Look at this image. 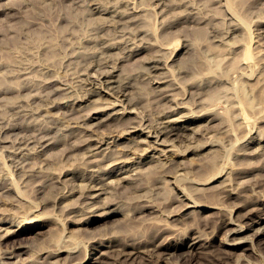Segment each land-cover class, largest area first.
<instances>
[{
    "label": "rangeland",
    "instance_id": "1",
    "mask_svg": "<svg viewBox=\"0 0 264 264\" xmlns=\"http://www.w3.org/2000/svg\"><path fill=\"white\" fill-rule=\"evenodd\" d=\"M139 175L135 192L120 179ZM191 198L212 206L180 212ZM115 248L124 264H264V0H0V264Z\"/></svg>",
    "mask_w": 264,
    "mask_h": 264
},
{
    "label": "bare ground",
    "instance_id": "2",
    "mask_svg": "<svg viewBox=\"0 0 264 264\" xmlns=\"http://www.w3.org/2000/svg\"><path fill=\"white\" fill-rule=\"evenodd\" d=\"M117 26H120V25H117ZM168 26H170V25H168ZM168 26H167V28H168ZM170 28H171V27H170ZM175 39H176V38H174L173 43L176 42ZM178 40H179V39H178ZM174 41H175V42H174ZM168 43H169V42H168ZM171 43H172V40H171ZM178 44H179V41H178ZM178 44H176L175 46H177ZM172 45H173V44H171V46H170V43H169V47L172 48ZM167 46H168V45H167ZM175 46H174V47H175ZM177 48H178V47H177ZM175 49H176V48H175ZM247 53H248V51L245 52V55H244V58H245V59H247V57H248V56H247V55H248ZM87 58H88V57H87ZM122 59H123V58H122ZM119 60H120V59H119ZM153 60H154V59H153ZM147 61H148V60H147ZM149 61H152V60H149ZM149 61H148V63H150ZM156 61H157V60H156ZM157 62H158V61H157ZM144 63H146V62H144ZM153 64H155V63H153ZM150 66H151V65H150ZM152 66H154V65H152ZM148 67H149V66H148ZM155 67H157V66H155ZM149 69H150V68H149ZM150 72H151V71H150ZM104 73H105V72H104ZM102 74H103V73H102ZM106 75H107V74L105 73V77H107ZM108 75H109V74H108ZM100 76H101V74H100ZM103 76H104V75H103ZM110 76H111V75H110ZM108 77H109V76H108ZM112 77H113V76H112ZM109 78H110V77H109ZM106 80H107V79H106ZM95 81H96V80H95ZM107 81H109V82H105V84H107V85L109 86L110 80H107ZM111 81H112V80H111ZM100 82H101V80H100ZM98 83H99V82H98ZM112 83H113V82H112ZM112 83H111V84H112ZM95 84H97V83H95ZM101 84H102V82H101ZM120 84H122V83H120ZM90 85H91V84H90ZM176 85H177V84H176ZM93 86H95V85H93ZM125 86H126V85H125ZM89 87H90V86H89ZM89 87H88V88H89ZM96 87H98V86H95L94 88H96ZM100 87H101V86H100ZM106 87H107V86H106ZM110 87H111V86H109L108 89H109ZM115 87H118V86H115ZM119 87H120V86H119ZM173 87H174V85H173ZM173 87H172V88H173ZM88 88H87V89H88ZM111 88H112V87H111ZM120 88H121V87H120ZM172 88H171V91H172ZM96 89H97V88H96ZM106 89H107V88H106ZM91 90H92V89H91ZM119 90H122V89H119ZM113 91H114V89H113ZM164 91H165V90H164ZM164 91H163V93H165ZM167 91H168V89H167ZM93 92H95V91L93 90ZM107 92H108V91H107ZM109 92H111V91H109ZM117 92H118V91H117ZM119 92H120V91H119ZM169 92H170V91H169ZM87 93H88V92H87ZM90 93H91V92H90ZM114 93H115V92H114ZM88 94H89V93H88ZM91 94H92V93H91ZM112 94H113V93H112ZM116 94H117V93H116ZM161 94H162V93H161ZM166 94H167V93H166ZM84 95H85V94H84ZM84 95H83V96H84ZM92 95H94V93H93ZM120 95H121V94H120ZM122 95H124V94H122ZM158 95H159V94H158ZM163 95H164V94H163ZM163 95H162L161 97H163ZM167 95H168V94H167ZM169 95H171V94H169ZM86 96H88V95H86ZM86 96H85V97H86ZM89 96H91V95H89ZM89 96H88V97H89ZM111 96H112V95H111ZM85 97H84V98L81 97V98H82V99H85ZM121 97H122V96H121ZM121 97H120V98H121ZM166 97H167V96H165V99H167ZM79 98H80V97H79ZM77 99H78V98H77ZM115 99H116V98H115ZM162 99H163V98H161V100H162ZM75 100H76V99H75ZM75 100H74V101H75ZM79 100H80V99H79ZM117 100H118V98H117ZM81 101H82V100H81ZM118 101H120V99H119ZM165 101H166V100H165ZM120 102H121V101H120ZM160 104H163V103L160 102ZM118 105H120V104H118ZM164 105H166V102L164 103ZM55 106H57V105H55ZM120 106H121V105H120ZM123 106H124V105H123ZM123 106H122V107H123ZM168 107H169V106H168ZM182 107H184V106H182ZM182 107H181V108H182ZM123 108L126 109V107H123ZM187 109H188V108H187ZM172 110H173V109L171 108V112H172ZM165 111H166V110H165ZM169 111H170V110H169ZM169 111L167 110V111H166V114H167V112H169ZM177 111H178V109H177ZM159 112H161V111H159ZM173 112H176V111H173ZM124 113H126V112H124ZM190 114H192V113H190ZM108 115H109V114H108ZM167 115H168V114H167ZM173 115H174V113H173ZM191 116H192V115H191ZM208 116H209V114H208ZM189 117H190V116H189ZM160 118H162V117H160ZM167 118H168V117H167ZM192 118H194V117H192ZM200 118H201V117H200ZM245 118H246V116H245ZM247 119H248V118H247ZM194 120H195V119H194ZM242 120H243V118H242ZM74 121H75V120H74ZM77 121H78V120H77ZM77 121H76V122H77ZM79 121H80V120H79ZM70 122H71V120H70ZM121 122L123 123V121H121ZM242 122H243V121H242ZM138 123H139V122H138ZM129 124H130V123H129ZM133 124H134V123H133ZM140 124H141V122H140ZM140 124H139V126H140ZM240 124H241V123H240ZM69 125H71V124H69ZM74 125L76 126V124H74ZM77 125H78V124H77ZM125 125H126V124H125ZM137 125H138V124H137ZM141 125H143V124H141ZM71 126H72V125H71ZM71 126H69V127H71ZM130 126H131V125H130ZM130 126L128 125V127H130ZM139 126H138V127H139ZM155 126H156V125H155ZM157 126H159V125L157 124ZM160 126H161V125H160ZM162 126H163V125H162ZM124 127H125V126H124ZM135 127L137 128V126H135ZM164 127H165V125L163 126V128H164ZM131 128H132V127H131ZM133 128H134V127H133ZM133 128H132V129H133ZM141 128H144V127H141ZM141 128H140V129H141ZM157 128H158V127H157ZM163 128H162V129H163ZM123 129H127V126H126L125 128H123ZM129 129H130V128H129ZM149 129H150L149 131L151 132L152 127L149 128ZM165 129H166V127H165ZM172 129H173V126H172ZM172 129L170 130V128H169V130L167 129L168 131H160V130H159V131H160V134H161V133H166V132H170V133H171ZM176 129H177V128H176ZM113 130H115V129H113ZM116 130H118V129H116ZM141 130H142V129H141ZM141 130H140V131H141ZM133 131H134V130H133ZM159 131H158V132H159ZM122 132H123V131H122ZM124 132H125V130H124ZM124 132H123V133H124ZM154 132H155V131H154ZM248 132H249V131H248ZM126 133H127V132H126ZM134 133H135V132H134ZM170 133H168V134H170ZM173 133H174V132H173ZM173 133H172V134H173ZM154 134H155V133H154ZM158 134H159V133H158ZM72 135H73V134H72ZM147 135H149V133H147ZM170 136H171V134H170ZM155 137H156V139H157L158 135L156 134ZM86 140H87V139H85V141H86ZM89 140H90V142H92L91 139H89ZM157 140H158V139H157ZM93 141H94V140H93ZM43 142H44V141H43ZM80 142H81V141H80ZM86 142H87V141H86ZM97 142H98V141H97ZM156 142H157V141H156ZM44 143H45V142H44ZM46 143H47V142H46ZM82 143H85V142L82 141ZM98 143H99V142H98ZM102 143H103V142H102ZM104 143H105V142H104ZM104 143H103V144H104ZM164 143H165V141H164L163 143H161V144H164ZM80 144H81V143H80ZM88 144H90V143H88ZM100 144H101V143H100ZM164 145H165V144H164ZM42 146H43V145H42ZM76 146H77V145H76ZM76 146H75V147H76ZM85 146H86V145H85ZM97 146H99V145H97ZM78 147H79V146H78ZM78 147H77V148H78ZM81 147H82V145H81ZM99 147H100V146H99ZM89 148H90L89 146H88V148H86L87 151H88ZM95 148H96V146H95ZM147 148H148V146H147ZM86 149H85V150H86ZM93 149H94V148H93ZM96 149H97V148H96ZM240 149H241V148H240ZM240 149H239V150H240ZM79 150H80V149H79ZM82 150H84V149H82ZM85 150H84V152L87 153ZM89 150H92V148L89 149ZM239 150H238V151H239ZM153 151H154V150H153ZM155 151H156V150H155ZM241 151H242V150H241ZM88 152H89V151H88ZM94 152H95V151H94ZM160 152H161V151H160ZM239 152H240V151H239ZM89 153H90V152H89ZM91 153H92V155H93V152H91ZM91 153H90V155H91ZM160 154H163V153H160ZM87 155H89V154H87ZM87 155H86V156H87ZM240 155H241V154H240ZM104 156H105V155H104ZM66 157H67V156H66ZM107 157H108V156H107ZM120 157H121V156H120ZM120 157H119V158H120ZM67 158H68V157H67ZM86 158H87V157H86ZM109 158H110V157H109ZM88 159H89V158H88ZM101 159H102V158H101ZM111 159H112V158H111ZM111 159H109V160H111ZM115 159H117V157H116ZM106 160H107V159H106ZM106 160H105V161H106ZM113 160H114V159H113ZM117 160H120V159H117ZM117 160H116L115 162H117ZM150 160H151V158H150ZM95 161H96V160H95ZM98 161H99V160H98ZM123 161H124V160H123ZM123 161L120 160L121 163H122ZM86 162H87V161H86ZM87 163H88V162H87ZM89 163H90V162H89ZM89 163H88V164H89ZM103 163H105V162H103ZM106 163H107V162H106ZM110 163H111V162H110ZM110 163H109V165H110ZM117 163H118V165H119V161H118ZM117 163H116V164H117ZM142 163H143V162H142ZM88 164H86L85 167L89 169V167H87ZM94 164H95V163H94ZM98 164H99V163H98ZM100 164H102V163L100 162ZM124 164H125V163H124ZM127 164H128V163H127ZM96 165H97V164H96ZM96 165H95V166H96ZM111 165H112V164H111ZM111 165H110V166H111ZM122 165H123V164H122ZM122 165H121V166H122ZM149 165H150V164H149ZM155 165H157V163H155ZM90 166H91V164H90ZM93 166H94V165H93ZM115 166H116V165H114V167H115ZM144 166H145V165H144ZM152 166H153V164H152ZM98 167H99V166H98ZM112 167H113V166H112ZM138 167H139V166H138ZM147 167H148V166H147ZM156 167H157V166H156ZM92 168H93V167H92ZM102 168H103V167H102ZM102 168H99L100 171H102V170H101ZM130 168H131V167H130ZM136 168H137V167H136ZM140 168H141V167H140ZM140 168H139L138 170L140 171L139 173H141V174H140L141 177H143V176L146 175V173L148 172V171H146L147 169H148V170L150 169V170H149V173H147L148 176H149L150 173H153V172L155 173L157 170L160 171V169H163V171H165L164 169H166V168H164L163 166H161V167L158 166V167H157L158 169L155 168V167H152V168H144V170H143L144 172H143V171H142V172H143V173L146 172V173H145V175L142 176V172H141ZM167 168L170 169V167H167ZM171 168H172V167H171ZM237 168H238V167H237ZM237 168H236V169H237ZM105 169L107 170V167L104 168V170H105ZM109 169H110V168H109ZM109 169H108V170H109ZM120 169H121V168H120ZM133 169H134V168H133ZM133 169H132V170H133ZM145 169H146V170H145ZM177 169H178V168H177ZM89 170H90V169H89ZM104 170H103V171H104ZM134 170L136 171V169H134ZM83 171H84V170H83ZM83 171H82V172H83ZM114 171H115V170H113L112 172H110V173H112V174L109 173L108 176H110V175L112 176V175L114 174V173H113ZM126 171H127V170H126ZM159 171H157V172L159 173ZM161 171H162V170H161ZM161 171H160V172H161ZM82 172H81V175L83 174ZM86 172H87V171H86ZM86 172H85V173H86ZM89 172H90V171H89ZM129 172H130V169H129ZM157 172H156V173H157ZM166 172H167V169H166ZM168 172H170V173H167V174H170L171 176H173L172 174H174V173L171 174V171H169V170H168ZM79 173H80V172H79ZM85 173H84V174H85ZM87 173H88V172H87ZM92 173H93V172H92ZM122 173H123V172H122ZM135 173H136V172H135ZM135 173H133V174H135ZM137 173H138V171H137ZM154 173H153V174H154ZM164 173H165V172H164ZM164 173H162V174H164ZM107 174H108V173H107ZM167 174H166V175H167ZM40 175H41V174H40ZM40 175H39V177H40ZM81 175H80V176H81ZM95 175H96V174H95ZM130 175H131V174H130ZM137 175H138V174H137ZM140 175H139L138 177L133 176L132 178H126V179H125V177H124V178H120V179H122L121 181H123V180L128 181L127 183H129V182H133V183H129V184H131V186H133V188H131V187L129 188V186H128V187L126 186V187H127V189H131L130 192L132 191V189H133V191L135 192V191H137V188H138L139 190L142 188V187L139 188V186H143V180H142V178H140ZM150 175H151V174H150ZM154 175H155V174H154ZM154 175H153V176H154ZM157 175H158V174H157ZM170 175H169V176H170ZM217 175H218V174H217ZM77 176H78V175H77ZM83 176H85V175H83ZM98 176L100 177V175H98ZM105 176L108 177L107 175H105ZM127 176H129V174H128ZM127 176H126V177H127ZM161 176H162V175H161ZM73 177H74V176H73ZM81 177H82V176H81ZM85 177H86V176H85ZM115 177H116V176H115ZM117 177H118V176H117ZM176 177H177V176H176ZM176 177H175V178L173 177V178H174V179H177ZM78 178H79V176H78ZM90 178H91V177H90ZM96 178H97V177H96ZM113 178H114V177H113ZM143 178H145V177H143ZM75 179H77V178H75ZM75 179H74V180H75ZM81 179H82V178H81ZM83 179H84V177H83ZM83 179H82V181H84L86 178H85L84 180H83ZM88 179H89V178H88ZM105 179H107V178H105ZM129 179H131V180H129ZM140 179H141V181H140ZM174 179H173V180H174ZM90 180H91V179H90ZM95 180H96V179H95ZM100 180H101V179H100ZM102 180H103V178H102ZM72 181H73V179H72ZM87 181H88V180H87ZM106 181H107V180H106ZM116 181H117V180H115V182H116ZM126 181H125V182H126ZM135 181H136V182H135ZM138 181H140L142 184L139 185V183H137ZM177 181H179V180H177ZM55 182H56V181H55ZM90 182H91V181H90ZM92 182H93V181H92ZM94 182H95V181H94ZM125 182H124V183H125ZM96 183H97V181H96ZM103 183H104V182H102V184H103ZM122 183H123V182H122ZM52 184H53V183H52ZM54 184H55V183H54ZM90 184H91V183H90ZM93 184H94V183H93ZM99 184H100V182H99ZM104 184L107 185V183H104ZM111 184H112V182H110V185H111ZM113 184L116 185L117 183H113ZM113 184L111 185L112 187H109V188H112V189H113V188H114ZM118 184H120V182H119ZM118 184H117V187L120 188V186H119ZM61 185H62V184H61ZM72 185H74V184H72ZM82 185H83V184H82ZM82 185H81V186H82ZM88 185H89V183H88ZM97 185H98V184H97ZM97 185H96V186H97ZM106 185H105V186H106ZM120 185H121V184H120ZM53 186H56V185H52V186L50 185L49 188H51V187H53ZM63 186L65 187L66 185H63ZM63 186H62V187H63ZM81 186H79V188H78L79 191H80L79 193H81V191H82ZM83 186H84V185H83ZM83 186H82V187H83ZM85 186H86V188L88 189V186H87L86 184H85ZM99 186H100V185H99ZM153 186H154V185H153ZM153 186H152V187H153ZM5 187H6V186H5ZM67 187H69V186H67ZM67 187H65V188H67ZM91 187H94V185L92 186V184H91ZM103 187H104V185H103ZM115 187H116V186H115ZM117 187H116V188H117ZM152 187L150 188V190L152 189ZM225 187H227V186H224L223 188H225ZM6 188H7V187H6ZM6 188H5V189H6ZM56 188H58V187H56ZM73 188H74V187L72 186V189H73ZM84 188H85V187H84ZM123 188H124V187H123ZM60 189H61V187H60ZM60 189H58V190L60 191ZM101 189H102V186H101ZM101 189L99 188V190H101ZM105 189H107V187H106ZM105 189H104V190H105ZM154 189H157V187H155ZM51 190L53 191L54 189L51 188ZM61 190H62V189H61ZM92 190H93V189H92ZM92 190L90 189V191H92ZM120 190H121V189H120ZM120 190L117 188V191H120ZM227 190H228V189H227ZM71 191H72V190H71ZM73 191H74V190H73ZM86 191H87V190H86ZM117 191H116V192H117ZM151 191H152V190H151ZM225 191H226V190H225ZM225 191H224V192H225ZM228 191H229V190H228ZM50 192H51V191H50ZM54 192H56V189H55V191H53V193H54ZM66 192H68V190H67ZM82 192H83V191H82ZM88 192H89V190H88ZM88 192H87V194H88ZM104 192H105V191H104ZM104 192L102 191L103 194H104ZM107 192H108V191H107ZM107 192H106V193H107ZM116 192H114L115 195H116ZM222 192H223V191H222ZM58 193H59V192H58ZM58 193L56 192V194H58ZM63 193H64V191H63ZM89 193H90V192H89ZM109 193H110V192H109ZM136 194H137V192H136L135 194H133V195H135V197L140 196V194H139V195H138V194L136 195ZM141 194H142V193H141ZM221 194H222V193H221ZM226 194H227V191H226ZM53 195H54V194H53ZM80 195H81V194H80ZM83 195H84V194H83ZM85 195H86V193H85ZM90 195H91V194H90ZM90 195H88V196H90ZM95 195H96V194H95ZM95 195H94V196H95ZM98 195H100V194H98ZM98 195H97L96 197H98ZM133 195H132V198L135 199V200H136V199L138 200V199L140 198V197L135 198ZM149 195H152V194H149ZM149 195H147V197H148ZM153 195H154V194H153ZM217 195H218V194H217ZM227 195H228V194H227ZM56 196H57V195H56ZM60 196H61V195H60ZM63 196H64V195H63ZM94 196H92V197H94ZM54 197H55V196H54ZM61 197H62V196H61ZM80 197H81V196H80ZM82 197H84V196H82ZM82 197H81V198H82ZM96 197H95V198H96ZM176 197H178V196H175V198H176ZM222 197H223V196H222ZM59 198H60V197H59ZM81 198H80V199H81ZM88 198H89V197H88ZM90 198H91V197H90ZM151 198H153V196H151ZM172 198H173V197H172ZM172 198H171L170 200H174V199H172ZM192 198H193V197H192ZM192 198H191V199H192ZM214 198H215V197H214ZM223 198H224V197H223ZM85 199H86V198H85ZM130 199H131V198H130ZM141 199H143L142 196H141ZM141 199H139L140 202H141ZM144 199H145V198H144ZM144 199H143V200H144ZM149 199H150V198H148V200L145 199L144 201H146V200L149 201ZM178 199H179V198H178ZM178 199H176V200H178ZM191 199H190V200H191ZM196 199H197V198L192 199L191 201L189 200L190 203H186V204H184L185 207H183V209L180 210V209L178 208L177 210H178V211L180 210V212H181V211L184 210V208H190V207H192V208L194 209V208L199 207V206H206V207L209 206V207L211 208V206H212L211 204H210L211 206L209 205V203H208V205H206L207 203L202 204V203L198 202ZM217 199H218V198H217ZM92 200H93V199H92ZM151 200L154 202L153 199H151ZM151 200H150V202H151ZM170 200H169V201H170ZM219 200H220V199H219ZM219 200L216 201L217 204L219 203ZM95 201H97V200H95ZM214 201H215V200H214ZM111 202H112V201H111ZM111 202H110V204H111ZM134 202H135V201H134ZM134 202H133V203H134ZM153 202H151L150 204L148 203L149 205L146 204V205H144V206H141L142 204L140 205V203H139V202H138V203H139V205H140L141 207H143L144 210H147L148 208L150 209V207H153V206H151V205L153 204ZM166 202H167V201H166ZM166 202H165V203H166ZM172 202H173V201H172ZM175 202H176V201H174V203H175ZM183 202H185V201H183ZM183 202H182V203H183ZM90 203H91V202H90ZM93 203H94V202H93ZM96 203H97V202H96ZM106 203H107V202H105V204H106ZM108 203H109V202H108ZM108 203H107V206H108ZM135 203H137V202H135ZM143 203H145V202H143ZM154 203H155V202H154ZM176 203H178V202H176ZM182 203H181V206H180L181 208H182V206H184V205H182ZM221 203H222V202H221ZM103 204H104V203H103ZM112 204H113V203H112ZM169 204H170V203H169ZM190 204H191V205H190ZM93 205H94V204H93ZM113 205H114V204H113ZM153 205H154V204H153ZM179 205H180V203H179ZM213 205H214V203H213ZM219 205H220V204H219ZM90 206H91V205H90ZM98 206H101V204L98 205ZM104 206H105V205H104ZM104 206H103L102 208H104ZM109 206H110V205H109ZM140 206H138V207L140 208ZM155 206H156V204L154 205V207H155ZM217 206H218V205H217ZM96 207H97V206H96ZM135 207H136V206H135ZM138 207H137V208H138ZM214 207H216V205H215ZM214 207H213V209H214ZM219 207H220V206H219ZM87 208L89 209V207H87ZM90 208H91V207H90ZM139 208H138V209H139ZM69 209H71V208H69ZM133 209H134V207H133ZM140 209H141V208H140ZM218 209H219V208H218ZM218 209H216V210H218ZM116 210H117V209H116ZM141 210H142V209H141ZM155 210H156V209H155ZM164 210H165V212H166V209H164ZM177 210H176V211H177ZM90 211H91V210H90ZM90 211L87 210V212H90ZM111 211H112V210H111ZM114 211H115V210H114ZM114 211H113L112 213H114ZM119 211H120V210H119ZM119 211H118V212H119ZM174 211H175V210H174ZM176 211H175V213L177 214ZM106 212H107V211H105V213H106ZM109 212H110V211H109ZM115 212H116V211H115ZM120 212H121V211H120ZM149 212H152V210L149 211ZM155 212H156V211H155ZM158 212H159V211H158ZM163 212H164V211H163ZM172 212H173V211H172ZM196 212H197V211H195V209H194L193 211L188 212V214L191 215V214H194V213H196ZM70 213H71V212H70ZM85 213H86V212H85ZM103 213H104V212H103ZM141 213H142V212H141ZM141 213L139 214L140 217H142V216H141ZM160 213H161V211H160ZM173 213H174V212H173ZM92 214H93V213H92ZM92 214H90V215H92ZM94 214H95V213H94ZM147 214L149 215V213H147ZM90 215H89V216H90ZM108 215H109V214H108ZM110 215H111V214H110ZM135 215H136V214H135ZM173 215H175V214H173ZM36 216H37V215H36ZM89 216H87V217L89 218ZM92 216H93V215H92ZM95 216H96V215H95ZM97 216H98V215H97ZM100 216H101V215H100ZM103 216H104V215H103ZM106 216H107V215H106ZM143 216H146V215H143ZM149 216L151 217V215H149ZM182 216H183V215H182ZM186 216H187V215H186ZM34 217H35V216H34ZM82 217H83V216H82ZM134 217H135V216H134ZM146 217H147V216H146ZM153 217H155V215H154ZM153 217H151V218H153ZM187 217H188V216H187ZM100 218H101V217H100ZM135 218H136V217H135ZM135 218H134V219H135ZM148 218H149V217H148ZM151 218H149V220H150ZM82 219H84V218H82ZM85 219H86V215H85ZM138 219H139V218H138ZM143 219H144V220H143ZM143 219L141 218V220H143L142 222L147 223L146 220H148V219H146V220H145V218H143ZM183 219H184V216H183ZM151 220H152V219H151ZM181 220H182V219H180V218H179V220L177 219V221H180V222H181ZM228 220H229V219H228ZM257 220H258V219H257ZM69 221H71V220H69ZM79 221H80V219H79ZM84 221H85V220H84ZM94 221H95L94 219H88V220H86V221L84 222V224H86V225H90V224L93 223ZM132 221H133V220H132ZM173 221H174V220H173ZM137 222H138V221H137ZM137 222H136V223H137ZM142 222H141V223H142ZM229 222H232V221L230 220ZM229 222H228V223H229ZM76 223H78V222H76ZM79 223H80V222H79ZM81 223H82V222H81ZM134 223H135V222H134ZM136 223H135V224H136ZM148 223H149V221H148ZM150 223H151V222H150ZM150 223H149V224H150ZM158 223H159V221H158ZM226 223H227V222H226ZM257 223H258V222H257ZM137 224H138V223H137ZM137 224H136V225H137ZM143 224H144V223H143ZM178 224H179V222H178ZM136 225H135V226H136ZM171 225H172V223H171ZM174 225H175V223H174ZM174 225H172V226H174ZM238 225H239V224H238ZM83 226H84V225H83ZM83 226H82V227H83ZM131 226H133L132 223H131ZM159 226H160V225H159ZM161 226H162V225H161ZM161 226H160V227H161ZM224 226H225V225H224ZM158 228H159V227H158ZM158 228H157L156 230L159 231L160 228H159V229H158ZM169 228H170V227H169ZM172 228H173V227H172ZM172 228H171V229H172ZM192 228H193V227H192ZM40 229H41V228H40ZM88 229H89V227H88ZM161 229L164 230V227L161 228ZM161 229H160V230H161ZM165 229H167V228H165ZM175 229H176V228H173V230H175ZM240 229H241V231H242V228H240ZM156 230H155V233H154V234L157 233ZM238 230H239V229H238ZM258 230H259V228H258ZM258 230H257V231H258ZM86 231H88V230H86ZM257 231H256V232H257ZM41 232H42V231H41ZM159 232H160V231H159ZM163 232H164V231H163ZM163 232H162V230H161V234H162ZM262 232H263V231H262ZM37 233H39V232H37ZM228 233H229V232H228ZM237 233H238V232L235 231V230H232V231H231V235H234V234H237ZM259 233H260V232H259ZM259 233H258V234H259ZM157 234H158V233H157ZM229 234H230V233H229ZM36 235H37V234H36ZM35 237H36V236H35ZM156 237H157V236H156ZM193 237H194V236H193ZM201 237H202V236H201ZM165 238H166V237H165ZM186 238H187V237H186ZM15 239H16V238H15ZM168 239H169V238H168ZM168 239H167V240H168ZM170 239H171V237H170ZM203 239H204V238H203ZM12 240H14V239H12ZM24 240H25V239H24ZM162 240H163V239H162ZM201 240H202V238H200V237H195L194 239H192V243H191V244L186 243V245H185V244L182 243V242H180V243H182V245L184 244L186 247H188L189 249H191V248L195 247L196 245H200V241H201ZM62 241L65 242V243H67L68 240H67V241H66V240H65V241L62 240ZM100 241H101V239H100ZM143 241H144V240H140V241H138V242H143ZM164 241H166V240L164 239ZM164 241H161V242L163 243ZM168 241H169V240H168ZM8 242H9V241H8ZM18 242H19V241H18ZM20 242H21V241H20ZM63 242L61 243V246L57 243L58 246H60V249L56 248V249H58L56 252H55L54 249H52V250H54V253L52 252V250H50L51 253H53L54 255H59V254H60V251H61V248H62V246H63V245H62ZM92 242H93V241H92ZM94 242H95V241H94ZM131 242H132V241H131ZM161 242H160V246H162V245L165 244V243H164V244H161ZM236 242H237V241H236ZM10 243H11V242H10ZM13 243H14V242H13ZM25 243H26V242H25ZM25 243H24V245L21 244V243H19V244L16 243V244H17V247H14V248L17 249L16 251H19V253H20V252L23 253L22 250L24 249ZM102 243H103V242H102ZM127 243H128V242H127ZM135 243H136V242H135ZM234 243H235V242H234ZM98 244H99V243H98ZM103 244H104V243H103ZM114 244H115V243H114ZM124 244H125V243H124ZM136 244H137V243H136ZM236 244H238V243H236ZM10 245H11V248H13L12 244H10ZM22 245H23V246H22ZM66 245H67V244H66ZM130 245H131V244H130ZM158 245H159V244H158ZM14 246H15V244H14ZM58 246H57V247H58ZM67 246H68V245H67ZM89 246H90V245H89ZM125 246H126V245H125ZM125 246H124V247H125ZM148 246H149V244H148ZM175 246H176V245H175ZM7 247H8V246H7ZM7 247H6V248H7ZM26 247H27V246H26ZM55 247H56V245H55ZM68 247H69V246H68ZM81 247H82V246H81ZM127 247H128V246H127ZM162 247H163V249H164V252H166V251H168L169 249L173 248V246L168 245V244H167L166 246H162ZM178 247H180V246L175 247V249H177ZM74 248H75V247H74ZM76 248H77V247H76ZM125 248H126V247H125ZM133 248H134V247H133ZM197 248H198V247H197ZM197 248H196V249H197ZM27 249H28V248H27ZM62 249H63V248H62ZM66 249H67V247L65 248V250H66ZM68 249H69V248H68ZM71 249H73V247H72ZM82 249L84 250L83 247H82ZM82 249H81V250H82ZM87 249H88V247L86 246L85 251H86ZM111 249H112V248H111ZM115 249L117 250V251L115 250V251H116L115 253H117L118 257H117V258L115 257V258L113 259L112 262H111V261H110V262L107 261V264H116V263H117V264H118V263H119V264H122L123 262L125 263V261H124L123 258H125V256L129 254L128 251H126V253H128V254H126L124 248H119V249L115 248ZM159 249H160V248H159ZM7 250H8V249H7ZM77 250H78V249H77ZM89 250H90V249H89ZM108 250H109V249H108ZM135 250H136V249H135ZM150 250H151V249H150ZM161 250H162V249H161ZM184 250H185V249H184ZM191 250H192V249H191ZM2 251H4V250H2ZM66 251H71V250H66ZM74 251H75V250H74ZM94 251H95V250H94ZM106 251H107V250H106ZM106 251H105V252H101V253H106ZM10 252H11V251H10ZM45 252H46V250H45ZM47 252H48V250H47ZM75 252H76V251H75ZM78 252H79V251H78ZM87 252H88V251H87ZM87 252H86V253H87ZM130 252H132V251L130 250ZM134 252H135V251H134ZM185 252H187V251H185ZM1 253H2V252H1ZM86 253H84V254L86 255ZM107 253H110V252L107 251ZM159 253H160V252H159ZM161 253H162V252H161ZM161 253H160V254H161ZM178 253H179V252H178ZM68 254H71V253L68 252ZM113 254H114V253H113ZM136 254H137V253H136ZM162 254H163V253H162ZM164 254H165V253H164ZM174 254H175V253H174ZM15 255H16V253H15ZM42 255H43V254H42ZM45 255H46V254H45ZM51 255H52V254H51ZM72 255H73V254H72ZM99 255H102V254H99ZM105 255H106V254H105ZM111 255H112V254H111ZM117 255H116V256H117ZM1 256H2V255H1ZM67 256H69V255H67ZM83 256H84V255H83ZM83 256H82V257H83ZM86 256H87V255H86ZM107 256H108V255H107ZM171 256H173V255H171ZM174 256H175V255H174ZM176 256H177V255H176ZM176 256H175V257H176ZM184 256H185V254H184ZM12 257H14V256H13L12 254H9L8 257H7V256H4L3 258H4V259H10V258H12ZM19 257H20V256H19ZM41 257H43V256H41ZM46 257H47V256H46ZM49 257H50V256H49ZM65 257H66V255H65ZM71 257H72V256L70 255L68 261L66 262V259H65V263H64V262H63V263L66 264V263L69 262L68 264H82V261H84V260H82V259L80 258V260H82L81 262H80V261L74 262L73 259H70ZM150 257H151V256H150ZM169 257H170V256H169ZM178 257H179V256H178ZM0 258H1V257H0ZM50 258H51V257H50ZM61 258H62V257H61ZM61 258H60V259H61ZM96 258H97V257H96ZM108 258H109V257H108ZM112 258H113V257H111V259H112ZM17 259H19V258H17ZM84 259H85V257H84ZM93 259H94V258H93ZM98 259H99V258H98ZM133 259H134V258H133ZM160 259H161V258H160ZM14 260H15V259H14ZM19 260H20V259H19ZM22 260H23V258H22ZM24 260L27 261V258L24 259ZM24 260H23V262H24ZM57 260H59V259H57ZM126 260H127V259H126ZM15 261H17V260H15ZM35 261H36V260H35ZM59 261H60V260H59ZM128 261H129V260H128ZM159 261H160V260H159ZM4 262H5V261H3V263H4ZM6 262H7V261H6ZM10 262H11V261H10ZM13 262H14V261H13ZM56 262H58V261H56ZM130 262L132 263V261H130ZM133 262H134V261H133ZM0 263H1V262H0ZM19 263H20V262H19ZM21 263H22V262H21ZM21 263H20V264H21ZM98 263H99V262H98ZM124 263H123V264H124ZM6 264H8V263H6ZM14 264H15V263H14ZM22 264H23V263H22ZM49 264H51V263H49ZM56 264H57V263H56ZM61 264H62V261H61ZM126 264H127V263H126ZM128 264H129V263H128Z\"/></svg>",
    "mask_w": 264,
    "mask_h": 264
}]
</instances>
